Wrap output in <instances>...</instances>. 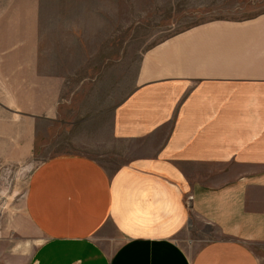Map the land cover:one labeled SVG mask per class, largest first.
<instances>
[{
	"label": "crops",
	"instance_id": "1",
	"mask_svg": "<svg viewBox=\"0 0 264 264\" xmlns=\"http://www.w3.org/2000/svg\"><path fill=\"white\" fill-rule=\"evenodd\" d=\"M7 20L0 9L6 171L32 159L42 125H56L47 90L40 110L34 25L24 47ZM108 125L113 167L66 153L33 169L26 223L0 236V264H264V11L211 18L155 45Z\"/></svg>",
	"mask_w": 264,
	"mask_h": 264
},
{
	"label": "rangeland",
	"instance_id": "2",
	"mask_svg": "<svg viewBox=\"0 0 264 264\" xmlns=\"http://www.w3.org/2000/svg\"><path fill=\"white\" fill-rule=\"evenodd\" d=\"M0 9L8 10L9 33L21 27L24 47L31 42L34 25L40 110L47 114L50 97L56 103V125L39 128L32 159L0 170V236L11 238L21 235L26 223L28 179L42 161L83 153L114 166L117 158L106 145L109 110L136 86L151 48L186 26L264 11V0H7L0 2ZM8 38L9 45L17 42ZM95 110L107 116L101 125H87L83 121Z\"/></svg>",
	"mask_w": 264,
	"mask_h": 264
}]
</instances>
